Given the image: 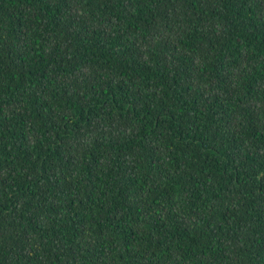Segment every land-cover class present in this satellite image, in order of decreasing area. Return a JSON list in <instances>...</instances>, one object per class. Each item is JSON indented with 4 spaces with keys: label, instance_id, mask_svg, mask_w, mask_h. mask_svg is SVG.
Here are the masks:
<instances>
[{
    "label": "trees",
    "instance_id": "trees-1",
    "mask_svg": "<svg viewBox=\"0 0 264 264\" xmlns=\"http://www.w3.org/2000/svg\"><path fill=\"white\" fill-rule=\"evenodd\" d=\"M0 264H264V0H0Z\"/></svg>",
    "mask_w": 264,
    "mask_h": 264
}]
</instances>
